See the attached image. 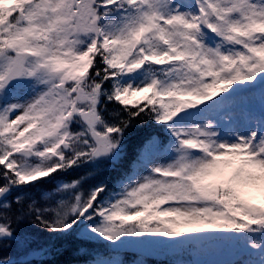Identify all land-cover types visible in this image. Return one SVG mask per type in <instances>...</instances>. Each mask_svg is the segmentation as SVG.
I'll list each match as a JSON object with an SVG mask.
<instances>
[{
  "label": "snow or ice",
  "instance_id": "snow-or-ice-1",
  "mask_svg": "<svg viewBox=\"0 0 264 264\" xmlns=\"http://www.w3.org/2000/svg\"><path fill=\"white\" fill-rule=\"evenodd\" d=\"M257 91L260 114H238ZM110 102L127 119L106 118ZM142 114L166 138L150 133L113 189L85 196L82 177L58 184L50 206L13 196L117 164ZM0 178V264H21L5 250L31 245L26 222L74 236L82 254L131 237L224 241L249 258L223 264H264V0H0ZM198 232L213 234L186 235Z\"/></svg>",
  "mask_w": 264,
  "mask_h": 264
},
{
  "label": "rangeland",
  "instance_id": "rangeland-1",
  "mask_svg": "<svg viewBox=\"0 0 264 264\" xmlns=\"http://www.w3.org/2000/svg\"><path fill=\"white\" fill-rule=\"evenodd\" d=\"M186 2V1H184ZM257 94L259 95V92L257 91ZM255 107H260V97L257 99L256 97H254V99L246 102V103H243V104H240L236 111L237 113L239 114L240 111H243L244 109H250L251 110V114H253V111H252V108L254 109ZM241 122H243V119H241ZM158 162H164L162 159L159 160ZM155 244H151L150 247L152 248V246H154ZM218 248L220 250V253L224 254L225 250H226V242L224 241H219V242H212L210 244H199L197 246V249L196 251L198 252V256L202 255V256H205V255H209L210 252L214 249ZM115 260H120V258H114Z\"/></svg>",
  "mask_w": 264,
  "mask_h": 264
}]
</instances>
